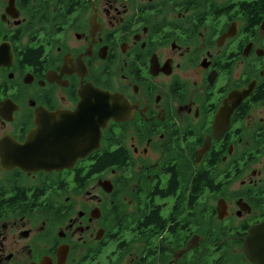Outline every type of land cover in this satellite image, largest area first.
<instances>
[{"label": "flooded vegetation", "instance_id": "af4514ba", "mask_svg": "<svg viewBox=\"0 0 264 264\" xmlns=\"http://www.w3.org/2000/svg\"><path fill=\"white\" fill-rule=\"evenodd\" d=\"M251 1L0 0V264H256Z\"/></svg>", "mask_w": 264, "mask_h": 264}, {"label": "water", "instance_id": "95a60500", "mask_svg": "<svg viewBox=\"0 0 264 264\" xmlns=\"http://www.w3.org/2000/svg\"><path fill=\"white\" fill-rule=\"evenodd\" d=\"M103 94H100L102 97ZM37 162V161H32ZM246 250L256 264H264V223L254 228L247 239Z\"/></svg>", "mask_w": 264, "mask_h": 264}, {"label": "trees", "instance_id": "16d2710c", "mask_svg": "<svg viewBox=\"0 0 264 264\" xmlns=\"http://www.w3.org/2000/svg\"><path fill=\"white\" fill-rule=\"evenodd\" d=\"M251 4H253V5H249L247 7H244L243 10L245 12H247V10L250 7H252L248 10V12H253L252 14H250V16H254V17L260 18V19L263 18V16H264V0H252Z\"/></svg>", "mask_w": 264, "mask_h": 264}]
</instances>
